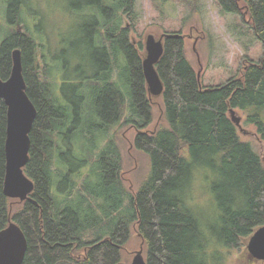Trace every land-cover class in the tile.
<instances>
[{
	"label": "trees",
	"instance_id": "trees-1",
	"mask_svg": "<svg viewBox=\"0 0 264 264\" xmlns=\"http://www.w3.org/2000/svg\"><path fill=\"white\" fill-rule=\"evenodd\" d=\"M216 1L224 12H247L254 35L264 45V0ZM89 3L95 16L100 15L89 19L95 34L89 43L96 63L92 75L82 76L86 71L79 65L73 77L80 86L94 89L99 126L107 130L125 117V123L138 130L135 145L150 155L151 174L139 191L127 192L116 180L120 159L115 157L117 160L108 163L102 155V181L107 186L112 182L115 197L128 198L126 213L112 232L86 237L87 227L93 223L90 214L83 217L81 211L101 208L98 194L94 187L86 183L78 186L73 180L65 187L64 174L61 182L56 179L55 157L62 150L58 141L63 139L62 129L70 113L67 103L52 88L50 70L40 73L36 38L17 27L21 24V6L10 4L8 17L14 26L0 44V78H9L13 51L20 48L27 92L38 110L30 133V159L24 168L35 188L25 201L4 193L8 107L0 97V230L15 221L24 231L28 249L22 264H116L128 249L132 225L137 226L148 264H209L205 254L211 237L200 213L186 200L191 185L199 181L205 168L215 173L213 180L210 177L211 188L204 189L211 192L218 209L216 223L211 222L209 228L223 246L240 247L264 225V162L252 145L241 139L231 112L244 111L247 122L256 127L264 141V57L252 60L241 74L222 84L204 86L187 57L184 35L168 34L164 54L156 65L165 85L162 97L167 125L145 131L142 128L151 124L153 114L143 59L130 39L132 26H124L122 21L125 15L131 16L134 2ZM116 68L120 71L114 79ZM129 103L133 114L126 118ZM113 153L109 152L111 157ZM13 200L22 205L14 209Z\"/></svg>",
	"mask_w": 264,
	"mask_h": 264
},
{
	"label": "rangeland",
	"instance_id": "rangeland-1",
	"mask_svg": "<svg viewBox=\"0 0 264 264\" xmlns=\"http://www.w3.org/2000/svg\"><path fill=\"white\" fill-rule=\"evenodd\" d=\"M89 1L0 0V44L14 26L9 21V6L19 4L21 24L17 27L21 26V31L28 30L36 38L38 43L36 57L39 59L40 73L50 70L48 77L52 88L59 95L62 88L64 96H60V99L67 103L70 113V120L62 129L63 139L58 141L62 150L58 151L55 157L56 179L61 182V175L64 174L65 187H70L73 180L78 186L86 183L94 187L98 194L101 208L95 211L91 209L81 211L83 217L90 214L89 218L93 225L88 226L85 233L87 238H92L112 232L116 228L126 213L128 200L115 197L116 191L112 187V182H108L107 186L102 181L100 157L105 155L108 163L109 160L120 159L121 171L116 180L121 182L127 192L134 194L151 174V159L148 153L135 145L138 130L125 123V117L116 121L107 130L99 126L101 118L95 113L94 93L91 92L89 85L80 86L79 81L75 80L76 77H73L74 69L79 65L82 66V71H86L82 76L92 75L96 63L93 60L94 51L89 43L95 35L89 19L95 16V12ZM133 2L131 16L125 15L122 21L124 26L127 24L132 26L130 39L138 47L142 59L147 55L146 40L149 34H154L158 39L163 38L164 41L166 34L180 32L184 35L187 57L204 86L222 84L231 77L241 74L252 60L259 61L264 57V45L254 35L247 12L243 14L224 12L216 0H133ZM99 16L95 17L100 18ZM65 62H69L70 71L63 68ZM119 71V68L114 70V79L117 78ZM82 95L87 96L84 97V101H81ZM148 97L153 118L151 124L142 129L152 132L167 125V121L164 116L162 95L148 93ZM128 105L126 118L132 117L133 114L130 103ZM231 112L236 118L241 139L249 142L264 162V141L256 127L247 122L244 111L234 109ZM134 119L139 118L134 116ZM111 151H115L113 153L115 156L111 157L109 154ZM205 170L199 181L197 179L191 185L186 200L200 213L211 237L210 246L205 254L207 262L264 264V261L254 258L248 251L247 245L251 236L245 238L238 248L223 246L216 236H213L209 225L211 222L216 223L218 209L211 192L207 189L211 188V178L214 179L215 173L208 168ZM13 201L14 209L22 205L18 200ZM111 210H114V213L107 214ZM136 227L131 226L128 249L122 254L123 262H131L136 251L142 247V240L137 234Z\"/></svg>",
	"mask_w": 264,
	"mask_h": 264
},
{
	"label": "water",
	"instance_id": "water-1",
	"mask_svg": "<svg viewBox=\"0 0 264 264\" xmlns=\"http://www.w3.org/2000/svg\"><path fill=\"white\" fill-rule=\"evenodd\" d=\"M168 34H166L167 36ZM170 35V34H169ZM147 55L143 71L151 95H162L165 85L157 70V63L164 54L163 38L149 34L146 40ZM23 54L20 48L13 51V67L8 79L0 78V97L7 104L6 177L4 193L10 198L25 201L34 191L35 182L24 171L30 159V133L38 110L27 92L23 73ZM237 123L236 118L232 116ZM249 253L264 261V225L251 235L247 245ZM28 249V240L15 221L0 230V264H22ZM116 264H148L143 248L136 251L131 262Z\"/></svg>",
	"mask_w": 264,
	"mask_h": 264
},
{
	"label": "flooded vegetation",
	"instance_id": "flooded-vegetation-1",
	"mask_svg": "<svg viewBox=\"0 0 264 264\" xmlns=\"http://www.w3.org/2000/svg\"><path fill=\"white\" fill-rule=\"evenodd\" d=\"M18 29L21 30V26H19ZM33 61H34V58H33ZM47 63H48V61H47ZM49 64H50V63H49ZM63 68H64L65 70H70V64H69V62H65L64 65H63ZM93 90H94V89H91V92H93ZM147 90H148V89H147ZM59 92H60V96L63 97L64 94H63V92H62V88H60V91H59ZM148 93H149V91H148ZM149 94H150V93H149ZM150 95H151V94H150ZM149 100H150V99H149ZM150 103H151V101H150Z\"/></svg>",
	"mask_w": 264,
	"mask_h": 264
}]
</instances>
